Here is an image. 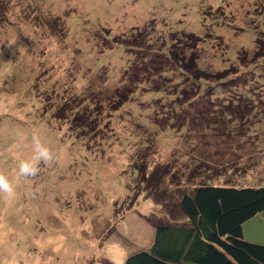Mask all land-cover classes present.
Returning a JSON list of instances; mask_svg holds the SVG:
<instances>
[{
  "label": "rangeland",
  "instance_id": "1",
  "mask_svg": "<svg viewBox=\"0 0 264 264\" xmlns=\"http://www.w3.org/2000/svg\"><path fill=\"white\" fill-rule=\"evenodd\" d=\"M0 174V264H124L183 191L264 185V0H0Z\"/></svg>",
  "mask_w": 264,
  "mask_h": 264
},
{
  "label": "trees",
  "instance_id": "2",
  "mask_svg": "<svg viewBox=\"0 0 264 264\" xmlns=\"http://www.w3.org/2000/svg\"><path fill=\"white\" fill-rule=\"evenodd\" d=\"M61 110H55L54 119L65 117ZM92 113L87 108L79 110L69 120L70 131L96 128ZM135 169L139 174L140 169ZM159 172L158 166L150 173L143 169L140 177L152 185L161 180V175L157 179ZM171 173L166 166L164 174ZM173 205L161 206L169 220L149 218L156 222L153 244L128 256L124 264H264V244L248 241L243 234V224L264 212V185L201 184L183 191Z\"/></svg>",
  "mask_w": 264,
  "mask_h": 264
},
{
  "label": "clouds",
  "instance_id": "3",
  "mask_svg": "<svg viewBox=\"0 0 264 264\" xmlns=\"http://www.w3.org/2000/svg\"><path fill=\"white\" fill-rule=\"evenodd\" d=\"M33 153L28 158L22 159L18 163V174L22 177H35L40 172V164H49L55 161L54 152L44 143L37 134L32 138ZM0 195L12 198L15 195V188L9 179L0 174ZM132 255V254H131Z\"/></svg>",
  "mask_w": 264,
  "mask_h": 264
},
{
  "label": "crops",
  "instance_id": "4",
  "mask_svg": "<svg viewBox=\"0 0 264 264\" xmlns=\"http://www.w3.org/2000/svg\"><path fill=\"white\" fill-rule=\"evenodd\" d=\"M258 222H264V212H262L260 216L251 218L243 224L244 238L252 242L264 244V242H262L264 241V235L260 233L262 230L264 231V226L259 225V227H257Z\"/></svg>",
  "mask_w": 264,
  "mask_h": 264
}]
</instances>
